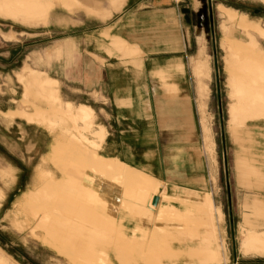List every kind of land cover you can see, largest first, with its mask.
<instances>
[{
	"label": "rangeland",
	"instance_id": "rangeland-1",
	"mask_svg": "<svg viewBox=\"0 0 264 264\" xmlns=\"http://www.w3.org/2000/svg\"><path fill=\"white\" fill-rule=\"evenodd\" d=\"M4 1L46 10L34 18L26 11L0 13V264H264V211L247 204L253 197L264 200V116L246 111L237 127L228 125L230 105L236 104L229 94L231 69L244 85L256 81L258 91L264 86V73L248 55L255 48L264 58V36H256L257 45L248 35L258 25L252 19L264 28V2L146 0L175 5L162 29L178 24L188 59L204 46L194 73L192 63L188 71L194 77L192 127L180 116H164L178 136L143 150L163 158L169 184L98 153L104 129H98L93 106L104 100L83 89L88 61L68 44L67 75L65 56L53 53L62 37H75L80 46L97 37L92 30L101 22L85 0ZM246 39L249 51L237 50ZM51 60L61 66L58 94L72 104L43 98L38 87L23 83L25 62L53 76ZM247 94L244 106L251 101ZM145 129L143 143L155 142Z\"/></svg>",
	"mask_w": 264,
	"mask_h": 264
},
{
	"label": "crops",
	"instance_id": "crops-1",
	"mask_svg": "<svg viewBox=\"0 0 264 264\" xmlns=\"http://www.w3.org/2000/svg\"><path fill=\"white\" fill-rule=\"evenodd\" d=\"M100 1L85 0L86 3H84L95 12L97 19L101 22L92 30L93 34L97 35V37H93L94 41L83 43L80 46L75 37H62L56 42V45L60 44L62 47L56 48L53 53H63L65 67L70 66L72 63L68 62L66 49L68 44H73L75 49L88 61L83 64L86 67L82 74L83 89L87 94L95 93L104 100L101 103L98 100V105L93 106L100 124L98 129H104V138L98 148V153L104 157L117 158L130 166L143 169L157 179L170 184V176L167 174L168 169L163 158L161 156L160 158H149L143 150L144 147L162 146L165 140L178 136L176 132L179 129L166 125L164 122L168 120L164 116H173L174 119L180 116L192 127L195 114L192 100L194 77L192 72L190 74L188 71L192 63L191 71L193 70L194 73V60L198 58V54L201 53L204 46L199 48L195 57L191 56L188 59L185 33L181 28L177 31L178 24L170 29H162L164 26L161 23L162 19L166 20L169 12L175 11V5L172 8L164 5H147L145 4L146 0H104L99 5ZM258 1L264 2V0ZM154 2L158 3V0ZM8 9L26 11L30 14L29 17L34 18L35 14H43L46 7L40 10V8L27 5V1L23 5L20 2L6 5L4 0H0V13ZM224 9L228 10L227 7ZM232 10L234 9L228 11L234 13ZM99 15H102L103 21ZM243 16L249 19L246 13H243ZM227 19L229 18L227 17ZM252 20H255L253 23L258 24L257 26L264 31L258 20ZM257 26L256 29L252 28L254 30L248 32V35L252 36L256 43V36H264L260 34ZM247 39L242 41L237 50L249 51ZM250 50L251 55L249 53L248 55L254 58L252 67L264 73V58H261L258 53H254L255 48ZM259 50L264 55V49L259 47ZM233 64V60L228 62V70L232 68ZM197 65L199 67V64ZM49 66L50 70L54 67L55 74L53 76L49 71L45 73L33 69L25 62L20 69L24 72L23 83L26 87H38L39 94L43 98L55 100L58 104L65 105L67 102L72 104L70 100L67 98L63 100L58 94V80L60 81L61 76L57 72H61L60 64L54 65L51 60ZM30 71H33V74ZM65 71V74L68 75L69 68L67 67ZM230 72L228 77L229 94L233 100H236V104L230 105L228 125L230 128H235L239 124L240 115L246 111L256 116H264V96L260 92V90L264 91V86L260 87L258 91V85L255 90L253 85L256 81L251 82L252 84L249 83L250 85H244L242 81L237 80L232 69ZM63 80L66 83L70 81L66 76ZM238 91L240 94L237 93ZM244 92L251 93L246 97L251 101L245 106L242 104V100L245 99ZM79 104L83 105L84 103ZM83 106L87 107L85 104ZM198 109L201 116L203 112L199 105ZM0 112H4V110L0 108ZM8 112L4 114L7 115ZM39 113L35 112V115H40ZM27 119L34 121L37 118L27 117ZM201 120L200 118L202 129ZM145 126H148L147 132L152 134L151 136L156 139L155 142L143 143L146 135ZM182 129L186 128L182 127ZM167 145L174 146L175 143L168 142ZM35 146H39L37 141L33 143V147ZM138 146L143 148L140 149V154L136 152ZM16 168L18 169V167ZM186 178L194 177L188 175ZM203 178L196 175L197 182L203 181ZM262 178L260 177V179ZM172 184L186 188L185 184L177 182ZM247 204L252 210L264 211V200L258 197H253Z\"/></svg>",
	"mask_w": 264,
	"mask_h": 264
},
{
	"label": "bare ground",
	"instance_id": "bare-ground-1",
	"mask_svg": "<svg viewBox=\"0 0 264 264\" xmlns=\"http://www.w3.org/2000/svg\"><path fill=\"white\" fill-rule=\"evenodd\" d=\"M202 125H203L204 133H205V134H208L209 131H210L209 127H208L207 125H204L203 123H202ZM154 197H155V196H154ZM154 197H153V198H154ZM156 197H157V196H156ZM152 203L155 204L156 202L154 203L153 200H152Z\"/></svg>",
	"mask_w": 264,
	"mask_h": 264
},
{
	"label": "water",
	"instance_id": "water-1",
	"mask_svg": "<svg viewBox=\"0 0 264 264\" xmlns=\"http://www.w3.org/2000/svg\"><path fill=\"white\" fill-rule=\"evenodd\" d=\"M157 201V197L155 196L154 198H153V202L155 203Z\"/></svg>",
	"mask_w": 264,
	"mask_h": 264
}]
</instances>
